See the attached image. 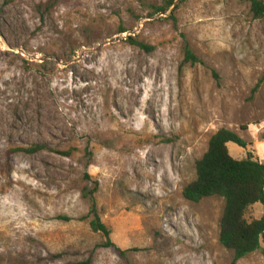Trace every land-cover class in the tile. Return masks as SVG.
Wrapping results in <instances>:
<instances>
[{
    "label": "rangeland",
    "instance_id": "374dc122",
    "mask_svg": "<svg viewBox=\"0 0 264 264\" xmlns=\"http://www.w3.org/2000/svg\"><path fill=\"white\" fill-rule=\"evenodd\" d=\"M165 1L0 0V264H264L220 243L223 199L183 196L220 128L264 162V18Z\"/></svg>",
    "mask_w": 264,
    "mask_h": 264
},
{
    "label": "trees",
    "instance_id": "16d2710c",
    "mask_svg": "<svg viewBox=\"0 0 264 264\" xmlns=\"http://www.w3.org/2000/svg\"><path fill=\"white\" fill-rule=\"evenodd\" d=\"M254 18H264V3L249 0ZM175 0H166L163 4L154 6L151 15L167 13ZM174 18V12H171ZM126 28H121L124 33ZM128 43L147 52L155 46L140 41L136 36H128ZM19 57V55H18ZM186 60L198 61L189 47L185 49ZM48 60L38 63L46 65ZM245 128V127H244ZM233 142L240 147L250 145L239 133L228 128L218 129L210 138L208 149L195 163V177L184 188L183 196L191 202L218 197L224 200L220 220V243L234 252V263L245 256L259 250L264 243V214L257 218L251 214L256 203H264V162L255 158L252 152L241 159L234 158L228 149V143ZM41 143H34L27 147H15L14 151L36 153L48 149ZM66 153L71 154L68 150ZM95 232L106 238L107 246H114L111 241V228L102 222L96 212L90 222Z\"/></svg>",
    "mask_w": 264,
    "mask_h": 264
},
{
    "label": "water",
    "instance_id": "95a60500",
    "mask_svg": "<svg viewBox=\"0 0 264 264\" xmlns=\"http://www.w3.org/2000/svg\"><path fill=\"white\" fill-rule=\"evenodd\" d=\"M178 1H179V0H176V1L174 2L173 6H172L171 9H170V13H171L172 9L175 8V6H176V4H177ZM256 1H259V2L264 3V0H256ZM160 14H164V13H160ZM45 58H46V57H44L43 59H45Z\"/></svg>",
    "mask_w": 264,
    "mask_h": 264
}]
</instances>
